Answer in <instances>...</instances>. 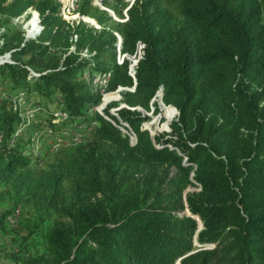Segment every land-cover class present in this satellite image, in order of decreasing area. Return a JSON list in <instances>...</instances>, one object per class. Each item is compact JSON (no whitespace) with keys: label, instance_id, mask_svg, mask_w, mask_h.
<instances>
[{"label":"trees","instance_id":"obj_1","mask_svg":"<svg viewBox=\"0 0 264 264\" xmlns=\"http://www.w3.org/2000/svg\"><path fill=\"white\" fill-rule=\"evenodd\" d=\"M115 1L125 6L112 26L120 53L143 43L122 101L147 109L161 85L177 110L156 96L166 129L175 118L155 146L138 110L117 109L135 133L130 145L95 112L87 137L34 166L6 142L20 117L0 103V199L31 207L14 225L12 208L0 209V251L14 264H264V0ZM59 5L0 0V53L11 59L0 77L82 115L100 97L83 67L108 73L109 90L132 77L127 59L115 61L111 30L66 22ZM28 7L41 25L33 38L10 21Z\"/></svg>","mask_w":264,"mask_h":264},{"label":"rangeland","instance_id":"obj_2","mask_svg":"<svg viewBox=\"0 0 264 264\" xmlns=\"http://www.w3.org/2000/svg\"><path fill=\"white\" fill-rule=\"evenodd\" d=\"M57 1L60 4L58 14L62 19L69 21L80 20L96 30L106 28L111 30L115 34H119L116 29L112 28V26L116 21L123 20L125 18V6L122 5L121 2H116L115 0H89L90 7L88 8V12L81 13L78 10V6L80 5V2L82 0H73L72 5L65 7L63 9L64 14L61 15L62 0ZM125 1L128 4L131 0ZM29 8L33 9L32 7ZM116 9H119V12L122 13V15H119ZM109 10L113 12L114 17L110 16L109 20L98 22L97 17L101 16L103 11L109 13ZM81 14L88 16L89 19L86 17L84 19H81ZM33 19V12L30 13L28 10H26L21 14L10 18V21L15 26H18V29L20 30L24 38H30L31 32L36 30L34 27L33 31H31V27L33 26ZM2 29L3 27H0V31ZM36 35H34L33 37H35ZM0 43H2L1 38ZM1 59L4 61L11 60L10 50L0 53V60ZM127 61L129 62V60ZM88 70H90V68L83 67L80 73L81 77L88 83L92 90L99 92V90L95 89V85L92 83V81L89 80L92 75H88ZM29 72L32 74V70H29ZM33 75H35V73ZM9 85V81L0 77V103H6L7 101L8 107H10L12 111L17 112L16 114L19 115L20 121L14 126L13 131L7 137L8 140L6 142L13 140L14 143L15 141H17L19 143L21 153L23 155L29 156L32 159V163L34 164V166H43L46 162L50 161L55 153H57L59 150L69 149L75 144L69 139L68 141H64V135L69 134V132H74V130L78 127L81 128V126H83V128H85L87 126H93L97 122V119L94 118V115L95 112H98L97 110H94V112L91 111L89 109L90 105L88 108H86L85 114H68L67 117L62 118V116L58 114V112L61 111L62 108L61 103L57 101V95L52 94L47 98L46 96L40 95L35 91L29 92L16 86L10 87ZM116 88L117 86L114 89L110 90L106 88V91L103 90V92L109 93ZM122 91L124 90L115 91V93L110 96L108 100L109 102L106 105L107 111H112V109L117 106L121 108V106H119V103L122 101ZM101 95L102 94H100V96ZM99 101L100 97L97 102ZM93 104L91 105V107L93 106ZM148 105L149 107L147 109H144L143 112L139 111V115L142 117L139 125H146L147 128L149 127L151 129L152 124L157 120L156 125H154V127L152 126L154 128V130L152 131H154V134H166V132L169 131V124L166 129L165 119L161 116V110L160 106L157 103V100H152ZM102 113H105L103 109ZM173 118L175 117H172L169 122ZM51 119H54L55 122H51ZM85 129V131H87V128ZM55 143H58V145L54 146ZM191 188L193 187L189 186L186 189ZM7 208H12V210H10V213L6 216L5 221L10 223L11 225H14L16 223V220H18L20 216H24L31 211V207L29 205L17 204L15 206H12L11 200H9L6 196L0 199V209L2 210ZM195 243L198 244L197 242ZM0 264L14 263L9 257L4 254V252L0 251ZM173 264L178 263L177 261H175Z\"/></svg>","mask_w":264,"mask_h":264},{"label":"built area","instance_id":"obj_3","mask_svg":"<svg viewBox=\"0 0 264 264\" xmlns=\"http://www.w3.org/2000/svg\"><path fill=\"white\" fill-rule=\"evenodd\" d=\"M67 2H69V3H67ZM72 3H73V0L72 1H67V0H62V5H61V15H63L64 13V8L65 7H67V6H71L72 5ZM67 9V8H66ZM110 11V10H109ZM124 20V19H123ZM66 22H72V21H69V20H65ZM75 21H77V20H75ZM26 30V29H25ZM38 33V31L37 30H34L33 32H31V38H33V36L34 35H36ZM114 35L116 36V41H115V50H116V55H115V61H116V63H120L121 61H122V59L123 58H125V59H127V60H129V58L127 57V56H131V55H135V54H137L136 56H140V54H141V52H142V46H143V43L141 42V41H137L136 42V44H135V49H134V52L133 53H126V52H124V53H120V48L119 49H117V45H116V42H117V40H118V38L119 37H121L120 36V34H115L114 33ZM71 38H72V40H74L75 39V35L73 34L72 36H71ZM74 49V45L72 44V45H70V47H69V50H73ZM93 54V51H88L86 48H83V49H81L80 51H79V55L81 56V57H85V58H89L90 57V55H92ZM135 58V57H134ZM136 64V63H135ZM135 64L133 63V61L132 62H130V60H129V62H128V69H127V73L132 77L133 76V73H134V66H135ZM37 74L36 72H34V71H32V74ZM89 75V74H88ZM92 76H91V78L89 79V80H91L92 81V83L95 85V89L96 90H99V93L100 94H102L101 96H100V101L99 102H97V103H94L93 104V106L91 107L90 106V110L91 111H96L97 110V112L104 118V119H106V120H108L111 124H113L114 126H116L120 131H121V133L122 134H124V135H126V137H127V139H128V143L130 144V145H132V144H134L135 143V140H136V137H135V133H134V131H133V129L130 127V125L125 121V120H123L119 115H118V113H117V109L119 108L118 106L117 107H115V108H113L112 109V111H107V112H105L104 111V109L106 108V105H107V103L109 102L108 100H109V96H107V98L106 99H104V95L105 94H110L112 91H121V90H127V91H132L133 89H132V85H130V86H125V85H116L117 86V88L115 89V90H112L111 92H109V93H105V92H103V90L104 91H106V84H107V80H108V73H103V72H94V73H92L91 74ZM132 83H133V78H132ZM114 89V88H113ZM119 106H121V107H125V108H128V109H135L134 107H138V108H142L141 106H139V105H134V106H130V105H128V104H126L125 102H123V101H121L120 103H119ZM102 109H103V111L105 112V113H102ZM113 110H116V111H113ZM137 110V109H136ZM139 111V110H138ZM58 114L59 115H61L62 116V118H65V117H67L68 116V113L65 111V110H63V109H61V111H59L58 112ZM19 116V115H18ZM113 116V117H112ZM23 121H24V119H23ZM22 121V122H23ZM51 122H55V120L54 119H51L50 120ZM145 127L144 129H146L147 130V132H148V134H149V137L151 138V133H152V135H154V131L152 132V131H150L145 125H141L140 127ZM91 127L92 126H87V127H85V128H87V131H85L86 129L85 128H83V126H81V128H77V129H75L74 130V132H69V134H67V135H64L63 136V140L64 141H68V139L70 140V141H73V143H76V142H78V141H80V140H82V139H84L85 137H87L88 135H89V133H90V130H91ZM1 139H2V135H1V133H0V142H1ZM8 140V139H7ZM6 140V141H7ZM151 140H152V142H153V144L155 145V146H158V144L156 143L155 144V142H154V140H153V136H152V138H151ZM9 145H12L13 144V140L11 141H9V142H7ZM56 145H58V143L56 144H54V146H56Z\"/></svg>","mask_w":264,"mask_h":264},{"label":"water","instance_id":"obj_4","mask_svg":"<svg viewBox=\"0 0 264 264\" xmlns=\"http://www.w3.org/2000/svg\"><path fill=\"white\" fill-rule=\"evenodd\" d=\"M26 10H28L30 13L31 12H35L36 13V19H37V23H38V28L36 29L38 32H39V30H40V28H41V25L39 24V19H38V15H37V11L36 10H34V9H31V8H27ZM25 10V11H26ZM125 12V11H124ZM109 14L112 16V17H114V14H113V12L112 11H110L109 12ZM80 17H81V19H84L85 17L86 18H88V16H86V15H83V14H81L80 15ZM29 19V18H28ZM89 19V18H88ZM94 25V24H93ZM28 35V34H27ZM120 44H121V37H119L118 38V40H117V42H116V45H117V49H119L120 48ZM128 58H129V56H127ZM140 56H136L135 58H133V63L135 64L136 62H137V60H138V58H139ZM4 60H0V62H3ZM7 61V60H6ZM10 61V60H9ZM132 78H133V83H132V89L134 88V84H135V77H134V73H133V76H132ZM157 92H159V99H160V101H162V99H161V96H162V86L160 85L157 89H156V91H155V93L154 94H156ZM154 96V95H153ZM152 96V97H153ZM152 97H151V99H150V101L152 100ZM163 102V101H162ZM164 103V102H163ZM164 104H166V105H170V106H172L174 109H175V111L177 112V110H176V108L172 105V104H170V103H164ZM135 109H139L138 107H134ZM168 124H169V121L167 122V127H168ZM140 128H145L144 126L143 127H140ZM152 133H151V138H152ZM186 190V189H185ZM183 212H185V214H189V212H188V209L185 207V209L183 210ZM199 220V219H198ZM200 221V220H199Z\"/></svg>","mask_w":264,"mask_h":264},{"label":"bare ground","instance_id":"obj_5","mask_svg":"<svg viewBox=\"0 0 264 264\" xmlns=\"http://www.w3.org/2000/svg\"><path fill=\"white\" fill-rule=\"evenodd\" d=\"M68 1V0H67ZM92 23V22H91ZM35 27V29H37L38 28V23H37V20L35 19V17H34V19H33V26L31 27V31H33V28ZM136 55L137 54H135L134 56L133 55H131V56H129V60H130V62H132L133 61V58L134 57H136ZM113 93H115V91H113V92H111V94H105L104 95V99H106L107 98V96H112L113 95ZM157 95H159V92H157L155 95H154V97L152 98V100H156V96ZM151 100V101H152ZM160 100V99H159ZM160 103L161 104H164L162 101H160ZM165 105V104H164ZM166 106V105H165ZM167 106H169L170 108H172L173 109V111H174V113L176 114V111H175V109L172 107V106H170V105H167ZM139 111H142L143 112V108H139L138 109ZM146 126V125H145ZM147 127V126H146ZM148 129L150 130V128L148 127ZM151 131V130H150Z\"/></svg>","mask_w":264,"mask_h":264}]
</instances>
